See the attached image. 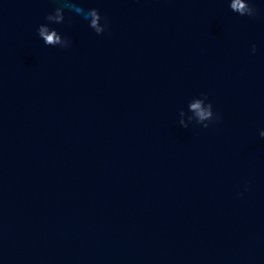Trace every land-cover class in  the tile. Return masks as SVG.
Listing matches in <instances>:
<instances>
[{"label":"water","instance_id":"95a60500","mask_svg":"<svg viewBox=\"0 0 264 264\" xmlns=\"http://www.w3.org/2000/svg\"><path fill=\"white\" fill-rule=\"evenodd\" d=\"M236 3L0 0V264H264V0Z\"/></svg>","mask_w":264,"mask_h":264},{"label":"clouds","instance_id":"9594fccd","mask_svg":"<svg viewBox=\"0 0 264 264\" xmlns=\"http://www.w3.org/2000/svg\"><path fill=\"white\" fill-rule=\"evenodd\" d=\"M234 8H237V9H242L243 8V5L239 3V0H237V3L233 5ZM93 23H95V21H93ZM47 40L51 41L53 39L52 36H47L45 37Z\"/></svg>","mask_w":264,"mask_h":264}]
</instances>
